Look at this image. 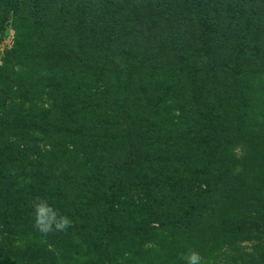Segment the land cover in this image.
Returning <instances> with one entry per match:
<instances>
[{"label": "rangeland", "instance_id": "1", "mask_svg": "<svg viewBox=\"0 0 264 264\" xmlns=\"http://www.w3.org/2000/svg\"><path fill=\"white\" fill-rule=\"evenodd\" d=\"M6 8L0 0V264H186L191 250L202 264H264V68L229 42L209 62L186 30L179 57L166 58L182 73L159 60L134 67L152 55L132 35L51 31L45 45L24 13L5 22ZM37 196L73 226L43 236Z\"/></svg>", "mask_w": 264, "mask_h": 264}, {"label": "trees", "instance_id": "2", "mask_svg": "<svg viewBox=\"0 0 264 264\" xmlns=\"http://www.w3.org/2000/svg\"><path fill=\"white\" fill-rule=\"evenodd\" d=\"M4 3L7 7L5 22L9 16L24 13L28 35L32 40H42L45 45H48L44 41L48 36L40 38V35L51 31L56 36L67 34L71 38L75 31L90 29L97 33L96 38L106 32L115 39L122 32L136 39L131 47L146 46L149 50L146 54L152 55L134 63V67L140 61L150 60L154 63L159 60L165 66L168 64L170 71L175 69L182 73L184 68L179 66L180 63L167 61L166 58L169 55L179 57V51L183 49L182 31L186 30L184 37L199 35L206 42L204 46L209 54L204 56H209V62L221 54L222 50L218 52L221 44L225 46L229 42L235 49L232 50L235 56L238 53V57L240 54L249 60V65L264 68V59L255 61L257 55L264 51L263 42L259 52L261 39L264 41V10L261 11V8L264 9V0H4ZM50 17L55 18L52 26L46 24ZM2 25L0 23V28ZM121 46L123 48L127 44ZM198 47L201 49L200 43ZM83 57L87 59V56ZM215 63V66L223 68L230 64L220 59ZM160 108L158 106L159 112L163 114L165 108ZM153 110L150 107L148 109L149 112ZM5 153V146L0 141V165ZM118 174L119 171L114 170L109 179L110 185H106L111 195L119 186ZM2 178L3 173L0 172V180ZM177 222L185 225L186 215Z\"/></svg>", "mask_w": 264, "mask_h": 264}, {"label": "clouds", "instance_id": "3", "mask_svg": "<svg viewBox=\"0 0 264 264\" xmlns=\"http://www.w3.org/2000/svg\"><path fill=\"white\" fill-rule=\"evenodd\" d=\"M34 228L43 236H47L52 232H66L73 226V221L61 213L58 209L49 204L46 199L39 196L32 201ZM186 264H202L203 258L199 252L191 250L189 253L181 257Z\"/></svg>", "mask_w": 264, "mask_h": 264}]
</instances>
